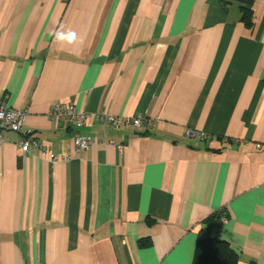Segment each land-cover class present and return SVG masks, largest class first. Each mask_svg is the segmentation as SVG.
I'll use <instances>...</instances> for the list:
<instances>
[{
  "label": "crops",
  "instance_id": "0c3cea01",
  "mask_svg": "<svg viewBox=\"0 0 264 264\" xmlns=\"http://www.w3.org/2000/svg\"><path fill=\"white\" fill-rule=\"evenodd\" d=\"M251 10L248 25L235 1L0 0V103L28 111L0 143V264H193L220 210L209 235L264 264V0ZM57 101L85 124L49 119ZM76 134L100 141L75 153Z\"/></svg>",
  "mask_w": 264,
  "mask_h": 264
},
{
  "label": "built area",
  "instance_id": "2783aa9c",
  "mask_svg": "<svg viewBox=\"0 0 264 264\" xmlns=\"http://www.w3.org/2000/svg\"><path fill=\"white\" fill-rule=\"evenodd\" d=\"M27 108H10L0 103V143L5 141V134L7 132H19L21 126L24 124L26 116H27ZM96 119L101 121L104 124H107L113 128H118L121 126H134L137 128L140 127H152L154 125V121L151 119L144 118L142 116L135 117H119L115 115H111L104 111H98L93 115ZM47 117L49 119H56L61 123H64L68 126H82L85 124L89 115L85 111H79L72 103L67 102H54L48 109ZM197 136L200 138H204L202 133H197ZM100 141L99 138H95L92 136H81L76 134L73 138V147L75 153L80 150L88 149L92 144ZM112 143V141H109ZM257 147H260V144H257ZM18 148L27 153L32 149H40L43 152H47L48 149L46 146L40 142L36 138L25 137L22 138L18 142ZM118 150H122V145L117 146ZM64 159H69L70 156L66 155L63 157ZM51 161L54 163L59 161V158L55 155L50 156ZM226 221L225 213L220 218V223Z\"/></svg>",
  "mask_w": 264,
  "mask_h": 264
},
{
  "label": "trees",
  "instance_id": "16d2710c",
  "mask_svg": "<svg viewBox=\"0 0 264 264\" xmlns=\"http://www.w3.org/2000/svg\"><path fill=\"white\" fill-rule=\"evenodd\" d=\"M225 5L237 2L240 8L241 19L244 23H251L252 0H221ZM223 211H217L205 219L206 229L201 230L196 242L193 264H236L237 254L227 241L209 235V230L220 224ZM226 216V214H225Z\"/></svg>",
  "mask_w": 264,
  "mask_h": 264
},
{
  "label": "clouds",
  "instance_id": "9594fccd",
  "mask_svg": "<svg viewBox=\"0 0 264 264\" xmlns=\"http://www.w3.org/2000/svg\"><path fill=\"white\" fill-rule=\"evenodd\" d=\"M54 35L58 41H64L65 39H67L69 42H71L73 39H75V33L71 31L65 33L63 31L58 30Z\"/></svg>",
  "mask_w": 264,
  "mask_h": 264
}]
</instances>
